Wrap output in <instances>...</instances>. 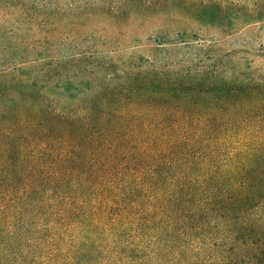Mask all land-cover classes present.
Wrapping results in <instances>:
<instances>
[{
    "label": "trees",
    "instance_id": "trees-1",
    "mask_svg": "<svg viewBox=\"0 0 264 264\" xmlns=\"http://www.w3.org/2000/svg\"><path fill=\"white\" fill-rule=\"evenodd\" d=\"M205 2L176 6L207 22L264 18V0ZM0 3L43 25L169 0ZM91 62L0 72V264H264V81L102 65L82 98L94 72L59 69Z\"/></svg>",
    "mask_w": 264,
    "mask_h": 264
},
{
    "label": "rangeland",
    "instance_id": "rangeland-1",
    "mask_svg": "<svg viewBox=\"0 0 264 264\" xmlns=\"http://www.w3.org/2000/svg\"><path fill=\"white\" fill-rule=\"evenodd\" d=\"M181 1H232L241 10L246 0H169L158 11L130 10L117 17L108 10L80 7L43 25L40 18L24 17L19 8L0 3V72L22 69L30 77L38 64L86 57L92 61L87 67L68 63L67 69H59L69 71L68 76L80 69L94 72L92 89L82 98L93 95L102 65L118 73L153 65L169 72L170 78L189 75L205 84L240 83L249 77L264 81V18L225 14L207 22L180 10L176 5Z\"/></svg>",
    "mask_w": 264,
    "mask_h": 264
}]
</instances>
